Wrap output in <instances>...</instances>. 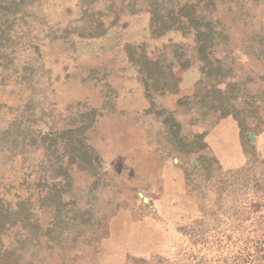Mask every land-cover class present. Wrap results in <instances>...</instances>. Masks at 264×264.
Here are the masks:
<instances>
[{
    "label": "rangeland",
    "instance_id": "374dc122",
    "mask_svg": "<svg viewBox=\"0 0 264 264\" xmlns=\"http://www.w3.org/2000/svg\"><path fill=\"white\" fill-rule=\"evenodd\" d=\"M185 4L212 29L211 74L196 28L152 33L155 6ZM0 37L1 238L19 264H264V0H0ZM142 50L176 88L146 85ZM64 127L100 158L69 184L42 158Z\"/></svg>",
    "mask_w": 264,
    "mask_h": 264
},
{
    "label": "trees",
    "instance_id": "16d2710c",
    "mask_svg": "<svg viewBox=\"0 0 264 264\" xmlns=\"http://www.w3.org/2000/svg\"><path fill=\"white\" fill-rule=\"evenodd\" d=\"M159 9V5L153 9V35L160 36L175 26L177 29L182 30L194 27L197 30L198 42L194 45L191 57L202 60L204 63L201 68L208 74H211L214 70L221 69L222 62L214 63L210 55H208V49L213 39L211 36L212 29L203 22L202 18L196 16L197 12L192 4H185L178 8L175 6L168 9L165 13L160 12ZM6 22L5 24H7ZM101 25L102 22L100 21L96 24V28L100 29ZM134 53L135 48L133 46L129 47V55L135 57ZM178 58L182 67L186 68L190 64L189 59H184V53L178 54ZM136 60H143L139 68L149 88L154 90L161 88L164 91H172L176 88L180 77L179 73L172 69L173 63L166 66L161 65L160 60H150L146 50H142L139 59ZM78 129H82V127L59 128L53 131L50 137H41V141L44 142L42 145L43 160L47 159L51 162L52 165L50 166H54V171L58 176L63 177L66 184L71 183L72 172L75 168L84 170L95 165L94 163L100 160L98 154L95 153L82 136L80 137L79 132H77ZM32 140L35 142V136L29 139V142ZM55 186L57 187V185ZM0 206L3 208L4 204L0 203ZM9 221L11 219L8 212H0V234L2 226ZM0 264H19L15 251L0 247Z\"/></svg>",
    "mask_w": 264,
    "mask_h": 264
},
{
    "label": "water",
    "instance_id": "95a60500",
    "mask_svg": "<svg viewBox=\"0 0 264 264\" xmlns=\"http://www.w3.org/2000/svg\"><path fill=\"white\" fill-rule=\"evenodd\" d=\"M42 103L55 104L54 101H53L52 95L44 97L42 99ZM0 203H3L5 206H9L11 204V201H9L8 199L0 196ZM3 246H4V244H3V241H2V238H1V234H0V247H3Z\"/></svg>",
    "mask_w": 264,
    "mask_h": 264
}]
</instances>
